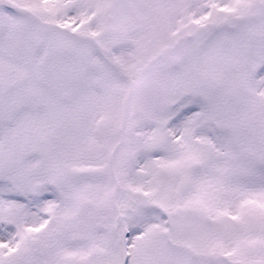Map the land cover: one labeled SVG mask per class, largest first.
Listing matches in <instances>:
<instances>
[{
  "label": "snow or ice",
  "instance_id": "1",
  "mask_svg": "<svg viewBox=\"0 0 264 264\" xmlns=\"http://www.w3.org/2000/svg\"><path fill=\"white\" fill-rule=\"evenodd\" d=\"M0 264H264V0H0Z\"/></svg>",
  "mask_w": 264,
  "mask_h": 264
}]
</instances>
